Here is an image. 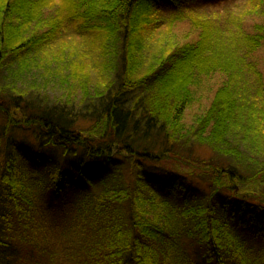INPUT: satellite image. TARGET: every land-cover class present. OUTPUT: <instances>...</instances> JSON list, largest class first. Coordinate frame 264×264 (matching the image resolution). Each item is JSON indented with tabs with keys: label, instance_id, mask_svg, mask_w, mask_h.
I'll return each instance as SVG.
<instances>
[{
	"label": "trees",
	"instance_id": "1",
	"mask_svg": "<svg viewBox=\"0 0 264 264\" xmlns=\"http://www.w3.org/2000/svg\"><path fill=\"white\" fill-rule=\"evenodd\" d=\"M55 3L56 17L47 22ZM198 3L216 13L180 14ZM222 4L0 0V264H264V85L250 61L264 49V0L246 2L249 12L240 18L226 14L234 10L221 14ZM160 6L175 13L167 35L174 22L188 21L198 39L176 48L163 43L145 59L141 39ZM64 15L120 43L118 88L89 97L87 115L101 111L83 131L75 130L78 116L31 86L17 87ZM246 16L263 21L248 27ZM213 74L224 83L194 128L184 129L190 87ZM136 89L146 92L128 93ZM16 131L38 142L27 145L20 164ZM205 149L213 156L204 159L198 152ZM93 182L92 222L80 234L60 223L58 232L41 234V206ZM251 184L259 195L246 189ZM252 239L260 242L255 250Z\"/></svg>",
	"mask_w": 264,
	"mask_h": 264
},
{
	"label": "rangeland",
	"instance_id": "2",
	"mask_svg": "<svg viewBox=\"0 0 264 264\" xmlns=\"http://www.w3.org/2000/svg\"><path fill=\"white\" fill-rule=\"evenodd\" d=\"M215 1L223 3V6L219 9L221 14L229 10H234L226 14H232L240 18L243 14L246 15L249 12L243 7L249 0ZM236 4L242 7L235 11ZM58 7V3H55L53 7L49 8V11L45 12L47 15L45 20L47 22L53 20L51 17L56 15ZM247 7L251 8L252 5L248 4ZM207 8L208 7L201 6V4L198 3L190 6H181L179 9L180 14L186 18L197 13L209 15L210 17L216 13ZM174 17L175 13H171L170 10L164 6H160L151 15L150 18L153 21L151 27H153V29L149 28L141 39L145 44V49L143 51L145 59H147L148 53L146 52L148 49H152L151 54L156 51L159 52L163 47V43L164 45L172 44V47L176 48L187 43L194 44L198 39V31L193 29L188 21L180 23H178V21L174 22L171 26L170 34L167 35V22L169 19L172 21ZM262 21L260 17L246 16L245 25L251 27L254 23L258 24ZM46 30L39 31L38 34H42V32ZM56 31V33L52 34L53 38L45 44L46 49L41 53L42 57L38 56L39 59L36 61L37 64L32 66L29 71L24 72L21 82L17 83V87L22 90L28 86L35 88L37 90L36 92L39 93V97H47L48 101L57 104L59 109L63 108L66 113L70 114L71 118H76L78 116V119L76 118L75 130L76 127H78L79 130L85 129L88 125L93 123L89 118L95 114L98 116L101 111L99 107L94 109L95 114L91 116L87 115L93 113L92 109H90L89 103L91 100H88L89 97H96L95 94L100 93L104 98L106 93H109V91L115 92L118 88V84L120 83L118 73L121 70L122 62L119 50L120 43H117L113 38L106 37L105 33L101 32V30L98 32L93 30L90 31L89 29H85L81 22L66 21L65 15L62 22L57 26ZM39 60L44 61V63H39ZM250 61H252L262 73L264 85V49H261L258 53L253 55ZM147 62L144 66L147 65ZM139 76L140 74L134 73L133 80H138ZM224 81L225 77L219 74H213L208 77H196L195 84L190 87L188 101L181 119V125L184 129L190 130L194 128L196 122L205 115L211 106L216 90ZM122 89L124 93L126 88L122 87ZM36 92L29 94L34 95ZM145 92V90H137L129 91L128 93ZM83 116H86L87 119ZM1 120L2 118L0 117V122ZM14 135L15 144L18 146L16 149V159H18L17 162L20 164L22 161L26 162L24 155L25 151L21 147V144H26V146L30 145L31 149L33 145H38V142L32 133L24 134L22 131H16ZM67 140L69 143H73L74 138L73 136H69ZM35 149L36 146L33 147V150ZM46 150H48L47 147ZM47 152L50 155L60 153L58 149H56L54 153L50 151ZM198 153L204 159L213 156L207 149L201 150ZM42 162L45 164L47 160L43 159ZM16 167L18 168L19 166L16 164ZM246 189L259 195L258 189L260 188L259 186L256 187L255 184L247 186ZM94 190V182L93 185L88 184L83 188L73 186L70 193H62V195L64 194L61 196L62 198H58L41 206L39 211L40 215L46 216L44 223L39 225L40 231H42L41 234L46 233L48 229L53 233L58 232V223L62 226L68 224L73 225L74 229L77 231L76 234H78L83 226L85 228L90 221L92 222L90 211L96 206H92L91 203V198L95 194ZM258 243L260 242L252 239L250 242L252 249H257L255 247ZM254 254L259 255L258 252ZM54 263L57 264V261Z\"/></svg>",
	"mask_w": 264,
	"mask_h": 264
},
{
	"label": "bare ground",
	"instance_id": "3",
	"mask_svg": "<svg viewBox=\"0 0 264 264\" xmlns=\"http://www.w3.org/2000/svg\"><path fill=\"white\" fill-rule=\"evenodd\" d=\"M21 147L26 153H30V150L27 148L26 144H21Z\"/></svg>",
	"mask_w": 264,
	"mask_h": 264
}]
</instances>
